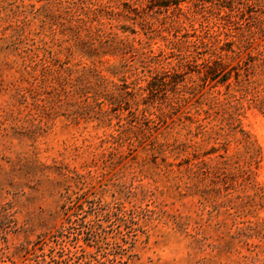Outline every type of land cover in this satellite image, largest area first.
<instances>
[{
    "label": "rangeland",
    "instance_id": "1",
    "mask_svg": "<svg viewBox=\"0 0 264 264\" xmlns=\"http://www.w3.org/2000/svg\"><path fill=\"white\" fill-rule=\"evenodd\" d=\"M169 1L0 0V264H264V0Z\"/></svg>",
    "mask_w": 264,
    "mask_h": 264
},
{
    "label": "trees",
    "instance_id": "2",
    "mask_svg": "<svg viewBox=\"0 0 264 264\" xmlns=\"http://www.w3.org/2000/svg\"><path fill=\"white\" fill-rule=\"evenodd\" d=\"M201 1H203V2H212L213 0H201ZM148 3L150 4V5H152V6H154V7H158V8H163V9H165V10H167V9H169V7L170 6H172V5H176V4H173L171 1H169V0H148ZM125 9L123 10V15L125 16V17H127V18H129L130 19V14H135V15H137L138 14V11H137V9H135V8H129V7H127V5L125 4ZM116 27V26H115ZM117 29H119V30H121L122 32H126V31H128V28H124L123 26L122 27H116ZM130 33H134V31L133 30H130ZM100 53H102L103 55H105L106 53H108V50H106V49H103L102 51H99V50H96V49H94L93 50V52H91V53H87V55L88 56H98V55H100ZM156 89H154L153 88V82H150L148 85H147V87H146V90H144V91H146L147 92V95L148 96H151V95H153L154 94V91H155ZM102 98H99V97H97L95 100L96 101H99V104L101 105V104H103V101L101 100ZM101 100V101H100ZM112 104V103H111ZM131 117H132V121L135 123V124H138L139 123V118H138V116L137 115H135V113H131ZM8 210V207H6V206H3L2 208H1V211H0V213L1 214H5L6 213V211ZM99 264H103L102 262H98Z\"/></svg>",
    "mask_w": 264,
    "mask_h": 264
}]
</instances>
